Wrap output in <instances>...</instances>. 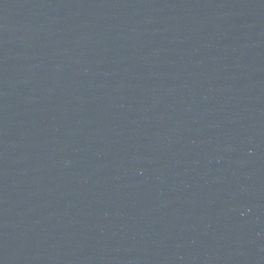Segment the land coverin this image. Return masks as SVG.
<instances>
[{
	"label": "water",
	"instance_id": "1",
	"mask_svg": "<svg viewBox=\"0 0 264 264\" xmlns=\"http://www.w3.org/2000/svg\"><path fill=\"white\" fill-rule=\"evenodd\" d=\"M0 264H264V0H0Z\"/></svg>",
	"mask_w": 264,
	"mask_h": 264
}]
</instances>
